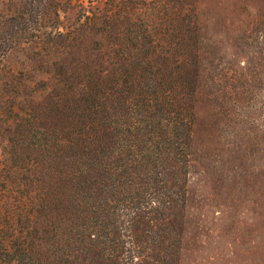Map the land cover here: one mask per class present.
<instances>
[{"label":"trees","instance_id":"16d2710c","mask_svg":"<svg viewBox=\"0 0 264 264\" xmlns=\"http://www.w3.org/2000/svg\"><path fill=\"white\" fill-rule=\"evenodd\" d=\"M68 2L25 0L0 26L13 166L0 182V264H180L200 0H106L65 23ZM251 27L264 49V12ZM19 43L58 55L51 89L21 113V80L3 61Z\"/></svg>","mask_w":264,"mask_h":264},{"label":"rangeland","instance_id":"374dc122","mask_svg":"<svg viewBox=\"0 0 264 264\" xmlns=\"http://www.w3.org/2000/svg\"><path fill=\"white\" fill-rule=\"evenodd\" d=\"M24 1L0 0V26L19 17ZM105 1L69 0L63 22ZM199 5L201 83L179 263L264 264V49L251 44L256 35L251 24L264 12V0H200ZM56 56L27 43L5 53V66L21 80L13 97L17 112L51 89L54 77L45 69ZM9 122V116H0V182L13 174L4 129Z\"/></svg>","mask_w":264,"mask_h":264}]
</instances>
